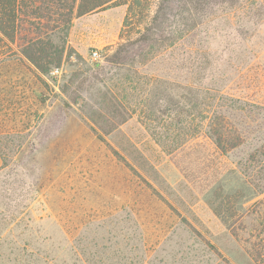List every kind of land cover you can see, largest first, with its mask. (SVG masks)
Here are the masks:
<instances>
[{"label":"rangeland","instance_id":"rangeland-1","mask_svg":"<svg viewBox=\"0 0 264 264\" xmlns=\"http://www.w3.org/2000/svg\"><path fill=\"white\" fill-rule=\"evenodd\" d=\"M251 10L217 11L194 45L208 53L216 86L264 107V18L247 22ZM125 13L75 17L58 66L42 75L23 60L0 81V264H251L208 199L214 179L238 185L264 139V110L241 115L248 139L227 154L205 136L168 154L178 106L165 108L164 97L176 103L189 83L188 46L177 24L152 50L137 36L128 45ZM155 100L165 110L150 122L143 113Z\"/></svg>","mask_w":264,"mask_h":264},{"label":"trees","instance_id":"trees-1","mask_svg":"<svg viewBox=\"0 0 264 264\" xmlns=\"http://www.w3.org/2000/svg\"><path fill=\"white\" fill-rule=\"evenodd\" d=\"M243 5L253 12V18L247 22L264 18V0H0V81L3 84L7 71L23 60L47 75L50 67L61 63L64 49L60 46V35L75 17L112 6H126L120 39L128 45L132 36H137L141 50L143 46L152 50L157 44H165L167 35L176 32L171 24H177V38L188 46L182 67L190 72L189 83L181 87L176 103L164 97L165 108L178 106L177 116L167 121L166 126L177 133L162 146L172 154L191 140L205 136L214 146L213 153L224 155L245 145L248 139L247 129L238 123L241 115L262 111L264 107L233 98L224 88L216 86L209 73L208 53L197 49L194 41L203 22L217 11ZM118 51L116 61L126 58L129 52ZM3 88L0 84V100ZM113 105L118 106L116 102ZM162 110L165 109L158 107L155 100L144 111V118L156 122L157 114L164 113ZM116 112L119 123H124V113ZM249 121L254 123L255 119L250 117ZM242 174L235 178L238 185L228 188L214 179L208 204L228 225L230 235L241 244L251 264H264V139L253 147Z\"/></svg>","mask_w":264,"mask_h":264},{"label":"built area","instance_id":"built-area-1","mask_svg":"<svg viewBox=\"0 0 264 264\" xmlns=\"http://www.w3.org/2000/svg\"><path fill=\"white\" fill-rule=\"evenodd\" d=\"M93 56H96V53H93ZM60 74V69L55 68L50 72L51 76H58Z\"/></svg>","mask_w":264,"mask_h":264}]
</instances>
